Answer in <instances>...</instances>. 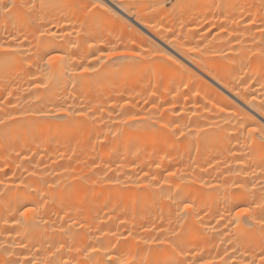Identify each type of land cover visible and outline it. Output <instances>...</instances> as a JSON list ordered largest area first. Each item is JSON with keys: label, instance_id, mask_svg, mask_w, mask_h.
Here are the masks:
<instances>
[{"label": "bare ground", "instance_id": "bare-ground-1", "mask_svg": "<svg viewBox=\"0 0 264 264\" xmlns=\"http://www.w3.org/2000/svg\"><path fill=\"white\" fill-rule=\"evenodd\" d=\"M143 2L0 0V264H260L264 41L210 57L185 3L175 22L151 8L165 25ZM22 206L39 210L24 224Z\"/></svg>", "mask_w": 264, "mask_h": 264}, {"label": "rangeland", "instance_id": "rangeland-1", "mask_svg": "<svg viewBox=\"0 0 264 264\" xmlns=\"http://www.w3.org/2000/svg\"><path fill=\"white\" fill-rule=\"evenodd\" d=\"M143 1H144V0H136L135 6H136V5H138V6H142V5L144 4ZM174 1H175V0H167V1H165V0H155V1H154V0H150V4H149V5L151 6V4H152L154 7H152V6L150 7V6L148 5V6H149V10L152 11V9H156V10H159V11H161V12H165L166 9L170 8L169 11H170L171 13H170L169 15H171L172 12H174V11H173L172 6H171V5L168 6V5H169V3H170V4L172 3L173 5L175 4L174 6H177V8L175 7V8H176L175 10H177V11H176L177 14L175 13V15H176V16L179 15V16H177V19H179V18H181V16H183V15L180 14V13L183 14V12L180 11V6H182L183 8H184V6H186V5L188 6V7H186V9H184V10H186V11H188V12L184 11V16L182 17L183 19H184V17H186V14H189V13L191 12V10H193V8H192V9L190 8V11L188 10L189 7H192V5H193V3H192L191 1H190L191 3H190L189 1H187V2H186V1H185V2L182 1V3H183V4L185 3L186 5H181V4H182V3L180 4L181 0H177V1H176V3H177L178 5H177ZM211 1L213 2V3H211V4H212V5L214 4V6L211 7V5L209 4L210 11L208 10V7H206V5L203 3V1H202L201 3L199 2V5L196 4V7H197V6H200V5H201V7H202V5L204 4V7L207 8V10L205 11V13L207 14V11H209V12H208V17L210 16L209 14H211V13L214 14L215 12L217 13V16H216V17H218L219 13H222V14L225 16V15H226L225 12H226V11H229V13L231 12V16L228 15V17H229V18L231 17V18H230L231 20L229 21V18H228V19H225L226 21H225V20H224V21L222 20L223 22H222V21H221V22H218L219 20L217 21V19H216V20H214V22H212V20H211L210 18H209L210 20H208V17H207V15H206L205 13H204V14H200L199 16L196 14V17H195V16H193V14H195L196 11H198L199 9H201V7H200V8L198 7L199 9L196 10V9H195V6H194V11L196 10L195 13H194V12H191L192 14H189V15H191L192 17L190 16V19H189V18H186V19H188V20L194 19L193 22L195 21V23L198 21V22H197V26H198V24H199V26H198V27H195V28H196L197 30L199 29V30H198L199 32H197V30H196V32H195V30L191 29V30H193V33L190 32L191 34H189L188 29L191 28V25H192L193 22H192V20H191V21H187V23H188V22H192V23H189V25H187L186 23H185V24L183 23V25H182V26H183V29H184L183 32L186 31L185 33H187L186 36H189V35L191 36V35H192V36L194 37V35H195V37L198 38V39L202 38L201 42H203V41L206 42V41H207V43H210V44H211V42L209 41V38L212 39V38L214 37V39H215L216 41L219 39L218 41H219L220 44H221V43L223 44V45H222L223 48L220 46V44L218 43V41H217V42H216V41H213L214 39L211 40V41H212V44H211V45L209 44V46H208L205 42H203L206 46H204V48H203L202 50L204 51L205 49H208V50H207V55H209L210 57H212V56H214V57H218L217 55H218L219 52L217 51V52H218V53H217V52L215 51V50H217V49H222V50H223L222 53H225V52L227 53V52H229V51L235 52V50H236L235 53H236V54H240V53H241V52H240L241 48H240L239 46L241 45V43L243 44V47H244V48L242 47V49H244V50H246L247 47L250 48V45H251V47H253L254 49L258 48L257 50H259V49H261V48L263 49V41H264V38L262 37V35H264V33H263V32H264V19H263L262 17H264V7H263V6H264V0H248V2H245V1H247V0H245V1H244V0H241V1H240V0H239V1H240L239 3H236V2H235L236 4H233L235 7L229 6L230 8L232 7L231 9H229L228 6H227V7L225 6L226 8H223L224 3H223V2H222V3L220 2V1H223V0H217V2H216V0H211ZM211 1L209 0V2H207V0H206L205 2H206L207 5H208V3H210ZM218 1H219V2H218ZM227 1H228V0H227ZM227 1H226V2H227ZM237 1H238V0H237ZM242 1H243V2H242ZM249 1H250V4H253L252 6L248 4ZM252 1H253V2H252ZM138 2H139V3H138ZM158 2H159V3H158ZM161 2H166V3L164 4V7H163V8H165V7L167 6V7L165 8V10L160 9V8L158 9V4H162V5H163V3H161ZM173 2H174V3H173ZM215 2H216V4H215ZM224 2H225V1H224ZM226 2H225V3H226ZM219 3H220V4H223V5H220ZM243 3H245L246 5L243 4ZM139 4H140V5H139ZM156 5H157V7H156ZM194 5H195V4H194ZM218 5H219V7H218ZM242 5H243V6H242ZM262 5H263V6H262ZM215 6H217V7H215ZM247 6H250V8H247ZM155 7H156V8H155ZM159 7H161V6H159ZM151 8H152V9H151ZM171 8H172V9H171ZM187 8H188V9H187ZM205 8H202V9H205ZM213 8H214V9H213ZM220 8H221V9H220ZM212 9H213V10H212ZM215 9H216V11H215ZM218 9H219V10H218ZM242 9H243V11H242ZM244 9H245V11H247V13H248V12H249V13L251 12L250 14H251L253 17H252L251 15H249V13L247 14L248 16H246V15H245L246 13H245ZM253 9H255L256 11L253 10ZM156 10H154L155 13H153V11H152V13H151L153 19L156 20V18H160V17H162V16H166V19H167V18H168V19L170 18V17H167V14L162 15V14H164V13H160L159 15L156 16L155 14L158 13ZM182 10H183V9H182ZM217 10H218L219 12H217ZM224 10H226V11H224ZM248 10H250V11H248ZM262 10H263V11H262ZM203 11H204V10L200 11L199 13H201V12H203ZM214 11H215V12H214ZM252 11H253V12H252ZM254 11H255V12H254ZM213 12H214V13H213ZM260 12H261V13H260ZM262 12H263V13H262ZM166 13H168V10H167ZM216 13H215V15H216ZM226 13H227V12H226ZM241 13L243 14V16H241V15H242ZM244 13H245V14H244ZM153 14L155 15L154 17H153ZM212 14H211V15H212ZM261 14H262V15H261ZM160 15H161V16H160ZM169 15H168V16H169ZM173 15H174V13L172 14V16H173ZM175 15H174L173 18L171 17L173 22L178 21L177 19H175V17H176ZM189 15H187V17H189ZM203 15H205L206 18L203 17ZM220 15H221V14H220ZM220 15H219V16H220ZM232 15H233V18H232ZM254 15H255V18H254ZM245 16H246V17H245ZM256 16H257V17H256ZM197 17H198V20H196ZM199 17L201 18V20L199 19ZM225 17H227V16H225ZM251 17H252V18H251ZM171 18H170V19H171ZM202 18H203V19H202ZM256 18H257V20H256ZM107 19H108V18H107ZM168 19H167L166 22H165V20H164V22H165L164 24H165V25L170 24V19H169V21H168ZM174 19H175V20H174ZM204 19H205V20L207 19V20H206L207 23H206V21H204ZM232 19H233V20H232ZM249 19H253V21H252V20L250 21ZM202 20L204 21V22H203V25H202V23H201ZM248 20H249L250 22H252L253 28H252V25H251V27H250V28H252V30H251V29L248 30V28H249V26H250V22H249ZM259 20H260L261 22H260ZM105 21H106V19H105ZM105 21H104V22H105ZM107 21H108V20H107ZM172 21H171V22H172ZM199 21H200V22H199ZM209 21H210V24H211V25L209 24ZM215 21H216L217 23H215ZM233 21H235V22H233ZM256 21H258V23H257ZM104 22H103V25L105 24V25L108 26L107 28H106V27L104 28V32H105V29H106L105 35H107L106 33L108 32V36H106V46H108L107 43L109 42V46H108V47H112V45H113V41L116 40V39L114 38V34L119 33V32H118L119 30H117V27H116V26H114V27H116V28H113V26H112V25L114 24L113 21L106 22V23H104ZM112 22H113V24H112ZM229 22H230V25H229ZM231 22H232L233 24L236 23L237 25H236V24L233 25ZM248 22H249V23H248ZM205 23H206V24H205ZM218 23H221L222 28H223L224 25H225V27H224L225 30H222V28L220 27V24H218ZM222 23H223V24H222ZM227 23H228V24H227ZM253 23H254V24H253ZM256 23H257V24H256ZM204 24H205V25H204ZM214 24H216V25L219 26V27H216ZM226 24L229 26V28H228V26H227ZM248 24H249V25H248ZM259 24H260V25H259ZM105 25H104V26H105ZM114 25H115V24H114ZM184 25H185V26H184ZM186 25H187V27H186ZM207 25H209V28H210V29L207 27ZM213 25H214V26H213ZM238 25H239L240 28L238 27V29L236 30V27H237ZM109 26H110V27H109ZM188 26H189V27H188ZM210 26H211V27H210ZM212 26H213V27H212ZM231 26H232L233 28H232ZM234 26H235V27H234ZM185 27L187 28V30H186ZM206 27L209 29V32H210V33H209V32H206V31H208V30H205ZM247 27H248V28H247ZM195 28H194V29H195ZM204 28H205V29H204ZM218 28H219V29H218ZM227 28L230 29V30H226ZM231 28H232V29H231ZM234 28H235V29H234ZM261 28H262V30L259 31ZM107 29H109V30H107ZM113 29H115V30H113ZM200 29H201V30L203 29L202 32H203V31H204V32L202 33ZM217 29H218V30H217ZM177 30H178V29H177ZM220 30H221L222 32H221ZM245 30H248V31H245ZM256 30H257V31H256ZM214 31H215V32L218 31L219 33H218V32L214 33ZM223 31H224V32H223ZM226 31H227V33H226ZM228 31H232V32H228ZM236 31H237V33H235ZM240 31H242L241 33H243V31H244V33L247 32L246 34L243 33V35H244V36L246 35V36L243 37V35H242L241 33H239ZM254 31H255V35L253 36ZM109 32H110L111 34H110ZM113 32H115V33H113ZM194 32H195V33H194ZM233 32H234V33H233ZM251 32H252V33H251ZM112 33H113V34H112ZM176 33L178 34V32H176ZM185 33H183V36H185ZM199 33H201V34H199ZM204 33H205V34H204ZM206 33H207V35H208L209 37H208V36L206 37ZM217 33H218L219 36H221V35H220L221 33H222V35H223V34H224V35L221 36V38H220V37H218ZM232 33H233V34H236V35L233 36ZM238 33H239V34H238ZM248 33H249L250 35H251V34H252V35L250 36ZM262 33H263V34H262ZM177 34H175V35H177ZM196 34H197V35H196ZM202 34H203V35H202ZM227 34L232 35V37H228V38H227ZM237 34H238V35H237ZM247 34H248V35H247ZM201 35H202V36H201ZM212 35H213V37H212ZM229 35H228V36H229ZM241 35H242V36H241ZM256 35H259V36L257 37ZM115 36H116V35H115ZM197 36H199L200 38L197 37ZM224 36H225V39H224ZM240 36H241L243 39H242V38L239 39ZM249 36H250V37H249ZM108 37H111V38H108ZM195 37H194V38H195ZM203 37H204V39H203ZM215 37H216V38H215ZM222 37H223V38H222ZM233 37H234V38H233ZM236 37H237V38H236ZM254 37H255V38H254ZM261 37H262V40H261ZM187 38H188V37H187ZM196 38H195V39H196ZM205 38H208V39H205ZM217 38H218V39H217ZM230 38H232V39H230ZM250 38H252V39H250ZM256 38H257V39H256ZM195 39H194V40H195ZM222 39H223V42H222ZM228 39H229V43H230V44H229L228 41H227ZM237 39H238L240 42H239ZM244 39H245L246 41H245ZM253 39H255V40L253 41ZM108 40H109V41H108ZM224 40H225V42L227 41L226 44L224 43ZM236 40H237V41H236ZM260 40H261V41H260ZM111 41H112V43H111ZM220 41H221V42H220ZM234 41L237 42V44H234V43H235ZM247 41L250 42V43H248ZM252 41H253V42H252ZM256 41H257V43H258L259 45L256 44L257 46H254V44H255ZM213 43H214V44L216 43L215 47H214V44H213ZM232 43H233L234 46H236V47H233V46H232ZM261 43H262V44H261ZM204 44H203V45H204ZM247 44H249V45H247ZM217 45H218V46H217ZM224 45H226V48L224 47ZM228 45H229V46H228ZM245 45H246V46H245ZM260 45H261V47H260ZM210 46L214 47V49L211 48ZM230 46H231V47H230ZM241 46H242V45H241ZM108 47H106V48H108ZM207 47H208V48H207ZM209 47H210V48H209ZM219 47H220V48H219ZM259 47H260V48H259ZM229 48H230V50H229ZM232 48H233V50H232ZM238 48H239V50H238ZM211 49L214 51V53L216 52L215 55L212 53V50H211ZM209 50H211V52H210ZM238 51H239V52H238ZM241 51H242V50H241ZM205 52H206V50H205ZM208 53L213 54V55H210V54H208Z\"/></svg>", "mask_w": 264, "mask_h": 264}, {"label": "snow or ice", "instance_id": "snow-or-ice-1", "mask_svg": "<svg viewBox=\"0 0 264 264\" xmlns=\"http://www.w3.org/2000/svg\"><path fill=\"white\" fill-rule=\"evenodd\" d=\"M16 6L17 5L15 3V0H13V3L12 4H10V5H8V6L5 7V11H10L11 8L16 7ZM99 6L100 5L93 4V7L94 8L95 7H99ZM30 7H35V5L34 4L33 5H30ZM41 35H43V33H41ZM4 50H5L4 49V46L3 45H0V51H4ZM44 55L47 56V59L44 60V63L46 65H52V64H54L59 59V57H57L55 55H49L48 53H44ZM159 55H164V54L163 53H160ZM41 59L43 60V57H41ZM169 59H171V58L169 57ZM84 71H89V69H84ZM0 123H3V121H0ZM257 131H261V133L264 134V124H262L260 126V129L259 130L257 128H255V127L252 128V129H250V132H257ZM191 207H192V205H190L188 203H185L184 204V211L187 212V210L189 208H191ZM261 210L264 211V207H262ZM38 211L39 210L35 206H33V207L22 206V210H19V215H20V217L22 219L20 221H17V223L24 224L26 218H28L30 214H33L34 215ZM250 212H251V209L249 207H239L237 209L236 215L239 218V217H242V216H245V215L250 214ZM260 222L262 224H264V220H261ZM262 230H264V229H262ZM157 243L163 244V243H165V241L158 240ZM62 247H63V245H61V248ZM178 247H179V245L176 244L174 246L173 250L175 251L176 248H178ZM93 251H96V250L93 249ZM180 251L182 252L183 249H180ZM85 255L87 256L88 253L85 252ZM259 258H260V264H264V248H261V251L259 253ZM17 264H19V262H17ZM48 264H60V262L57 261L55 258H53V259H51V260L48 261ZM63 264H70V262L67 261V260H64L63 261ZM87 264H91V261H88ZM98 264H115V261L109 256L107 259L99 261ZM120 264H124V261H121ZM176 264H180V262L177 261Z\"/></svg>", "mask_w": 264, "mask_h": 264}]
</instances>
